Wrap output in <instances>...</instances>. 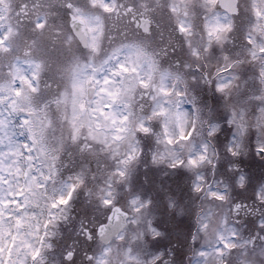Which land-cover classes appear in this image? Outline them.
Instances as JSON below:
<instances>
[{
	"label": "snow or ice",
	"instance_id": "1",
	"mask_svg": "<svg viewBox=\"0 0 264 264\" xmlns=\"http://www.w3.org/2000/svg\"><path fill=\"white\" fill-rule=\"evenodd\" d=\"M0 264H264V0H0Z\"/></svg>",
	"mask_w": 264,
	"mask_h": 264
}]
</instances>
